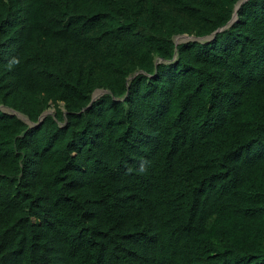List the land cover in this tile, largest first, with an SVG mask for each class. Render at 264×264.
Instances as JSON below:
<instances>
[{
	"label": "trees",
	"instance_id": "obj_1",
	"mask_svg": "<svg viewBox=\"0 0 264 264\" xmlns=\"http://www.w3.org/2000/svg\"><path fill=\"white\" fill-rule=\"evenodd\" d=\"M241 1L0 0V106L32 123L0 107V264H264V0Z\"/></svg>",
	"mask_w": 264,
	"mask_h": 264
},
{
	"label": "water",
	"instance_id": "obj_2",
	"mask_svg": "<svg viewBox=\"0 0 264 264\" xmlns=\"http://www.w3.org/2000/svg\"><path fill=\"white\" fill-rule=\"evenodd\" d=\"M244 1H245V0H242V1L240 2V4L238 5L237 9L240 7V5H241ZM236 20H237V15L234 16L233 22H235ZM225 28H227V27H224V28H222V29H220V30H223V29H225ZM181 36H189V35L184 34V35H181ZM189 37H190L189 40H186V41H183V42H188V41H191V40L204 41V40H206V39H210V38H211V36L203 37V38H197V37H195V36H189ZM183 42H181V43H183ZM176 43H177V44H180L179 42H177V40H176ZM97 91H102V90H97ZM94 98H95V97H94ZM12 114L18 115L21 119H23V120L26 121L27 123L30 121L29 118H28V120L24 119V118L21 116V114H20L19 112H14V113H12ZM47 114H49V113H48V112H45L44 115H43V118H44ZM42 120H43V119H42ZM30 123H31V121H30Z\"/></svg>",
	"mask_w": 264,
	"mask_h": 264
},
{
	"label": "rangeland",
	"instance_id": "obj_3",
	"mask_svg": "<svg viewBox=\"0 0 264 264\" xmlns=\"http://www.w3.org/2000/svg\"><path fill=\"white\" fill-rule=\"evenodd\" d=\"M176 39H178V37L176 38ZM184 41V40H183ZM182 41V42H183ZM186 41V40H185ZM101 94H103V91H100L99 93H98V96H100ZM97 97V96H96ZM3 110H5L6 112H11V113H14L15 111H13V110H11V109H9V108H7V107H5V106H0ZM55 112V109L54 108H51V109H49L48 110V113H54ZM21 114V116L24 118V119H26V120H28V117L27 116H25L24 114H22V113H20ZM28 123H30V121L28 122ZM30 125H32V123H30Z\"/></svg>",
	"mask_w": 264,
	"mask_h": 264
},
{
	"label": "bare ground",
	"instance_id": "obj_4",
	"mask_svg": "<svg viewBox=\"0 0 264 264\" xmlns=\"http://www.w3.org/2000/svg\"><path fill=\"white\" fill-rule=\"evenodd\" d=\"M189 39H190L189 36H179L178 39H176V40H177V42L181 43L183 40L185 41V40H189ZM99 92H100V91H97V92L95 93V96H98V93H99Z\"/></svg>",
	"mask_w": 264,
	"mask_h": 264
}]
</instances>
